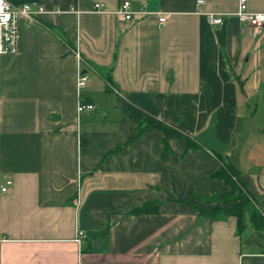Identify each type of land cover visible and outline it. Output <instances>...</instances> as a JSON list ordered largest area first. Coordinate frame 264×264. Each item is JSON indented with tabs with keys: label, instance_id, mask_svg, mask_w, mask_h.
<instances>
[{
	"label": "crops",
	"instance_id": "obj_1",
	"mask_svg": "<svg viewBox=\"0 0 264 264\" xmlns=\"http://www.w3.org/2000/svg\"><path fill=\"white\" fill-rule=\"evenodd\" d=\"M9 1L45 11L20 20L18 50L0 58V264H264L242 242L252 227L172 198L228 190L212 176L216 150L264 213V24L240 22L237 0H130L128 20L122 0ZM79 100L94 109L77 113ZM138 113L200 147L176 133L166 147L154 125L128 141ZM155 201L158 212L131 213Z\"/></svg>",
	"mask_w": 264,
	"mask_h": 264
},
{
	"label": "trees",
	"instance_id": "obj_2",
	"mask_svg": "<svg viewBox=\"0 0 264 264\" xmlns=\"http://www.w3.org/2000/svg\"><path fill=\"white\" fill-rule=\"evenodd\" d=\"M51 29L57 31L59 35L66 39V36L62 33L61 29L57 26H50ZM138 119V126L135 132L128 138V141L138 136L146 125H154L159 127L165 134L163 143L166 147H169L167 143V135L170 133H176L186 143V149L198 148L200 144L191 135L179 130L178 128L167 124L165 122H158L153 119H147L140 114H130ZM215 157L220 161V166L212 173V176L222 178L227 186V191L221 192L217 189H211L209 193H200L193 189L188 190V194L193 195L199 201L205 204H212L217 201H233L230 206H218V207H200L195 203L188 201L184 198H175L181 202L194 207L197 212L210 219H222L229 215H234L237 221V232H242L248 227V224L253 228V232L250 236L246 237L242 242L246 246L258 245L264 246V213L259 208L256 197L246 188L245 184L241 180V174L231 163L228 155L214 150L212 151ZM235 201H237L235 203ZM159 201L146 202L141 206L132 209L131 213H155L159 210ZM264 252V249H263Z\"/></svg>",
	"mask_w": 264,
	"mask_h": 264
},
{
	"label": "built area",
	"instance_id": "obj_3",
	"mask_svg": "<svg viewBox=\"0 0 264 264\" xmlns=\"http://www.w3.org/2000/svg\"><path fill=\"white\" fill-rule=\"evenodd\" d=\"M202 0H197L201 2ZM95 10L102 9V3L94 2ZM144 4L138 11L139 13L146 12ZM45 11V6L40 3L20 2L12 3L9 0H0V58L3 53H13L18 50L19 46V22L24 19L30 25L37 22V15ZM137 12V11H135ZM115 13L124 20H128L133 16L134 10L131 8L130 0H122ZM235 15L238 20L244 24H248L254 28H258L264 24V12H253L248 8V0H237V7ZM170 16L169 11L158 13V23L163 24ZM208 20L213 24H221L223 21V14L208 12ZM88 75L84 72L81 66L76 69V85L82 87L86 84ZM95 105L92 102H84L79 100L76 105V112L88 111L94 109ZM9 182V180H8ZM7 186H1L0 191H5ZM86 236V231L78 229L76 233V240H81Z\"/></svg>",
	"mask_w": 264,
	"mask_h": 264
},
{
	"label": "rangeland",
	"instance_id": "obj_4",
	"mask_svg": "<svg viewBox=\"0 0 264 264\" xmlns=\"http://www.w3.org/2000/svg\"><path fill=\"white\" fill-rule=\"evenodd\" d=\"M139 114V113H138ZM141 115V114H140ZM142 117H145V118H147V119H151V118H149V117H147V116H143V115H141ZM160 122V121H159ZM186 196L190 199V201L192 202V203H195L197 206H200V207H207V208H211V207H218V206H230L231 204H233L234 202L233 201H227V202H223V201H217V202H215V203H212V204H205V203H202L201 201H199L197 198H194L193 197V195H191V194H188V193H186ZM237 201H235V203H236ZM248 227H251L249 224H248ZM246 229V228H245ZM262 250L264 249V246L262 245Z\"/></svg>",
	"mask_w": 264,
	"mask_h": 264
}]
</instances>
